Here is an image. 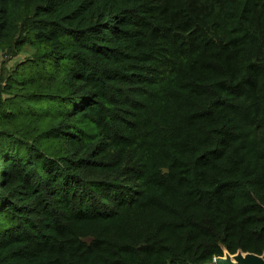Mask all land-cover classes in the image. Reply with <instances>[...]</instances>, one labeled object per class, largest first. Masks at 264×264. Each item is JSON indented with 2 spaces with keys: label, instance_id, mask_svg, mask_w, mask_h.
Listing matches in <instances>:
<instances>
[{
  "label": "trees",
  "instance_id": "16d2710c",
  "mask_svg": "<svg viewBox=\"0 0 264 264\" xmlns=\"http://www.w3.org/2000/svg\"><path fill=\"white\" fill-rule=\"evenodd\" d=\"M0 264L264 253V0H0Z\"/></svg>",
  "mask_w": 264,
  "mask_h": 264
},
{
  "label": "water",
  "instance_id": "95a60500",
  "mask_svg": "<svg viewBox=\"0 0 264 264\" xmlns=\"http://www.w3.org/2000/svg\"><path fill=\"white\" fill-rule=\"evenodd\" d=\"M214 264H264V253L257 254L240 249L231 254L226 250L225 255L217 256L214 259Z\"/></svg>",
  "mask_w": 264,
  "mask_h": 264
},
{
  "label": "rangeland",
  "instance_id": "374dc122",
  "mask_svg": "<svg viewBox=\"0 0 264 264\" xmlns=\"http://www.w3.org/2000/svg\"><path fill=\"white\" fill-rule=\"evenodd\" d=\"M29 49L20 51L17 55L13 57H7L5 56V53L0 49V73L2 71V66L5 65L6 69L9 71L12 69V67L19 62L22 59H25L29 57Z\"/></svg>",
  "mask_w": 264,
  "mask_h": 264
}]
</instances>
